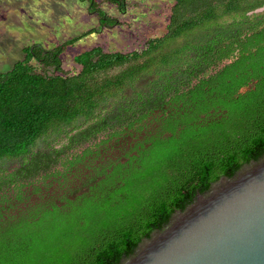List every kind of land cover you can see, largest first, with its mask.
<instances>
[{
	"label": "trees",
	"instance_id": "obj_1",
	"mask_svg": "<svg viewBox=\"0 0 264 264\" xmlns=\"http://www.w3.org/2000/svg\"><path fill=\"white\" fill-rule=\"evenodd\" d=\"M263 6L175 0L163 36L85 51L75 74L60 60L75 40L23 49L0 73V264H121L263 158Z\"/></svg>",
	"mask_w": 264,
	"mask_h": 264
},
{
	"label": "rangeland",
	"instance_id": "obj_2",
	"mask_svg": "<svg viewBox=\"0 0 264 264\" xmlns=\"http://www.w3.org/2000/svg\"><path fill=\"white\" fill-rule=\"evenodd\" d=\"M93 2L91 10L88 0H0V73L9 72L33 44L52 50L75 40L60 55L67 74L78 73L74 58L95 47L105 53L142 50L166 33L175 0H124L123 9L108 0ZM96 10L116 23L100 27Z\"/></svg>",
	"mask_w": 264,
	"mask_h": 264
},
{
	"label": "water",
	"instance_id": "obj_3",
	"mask_svg": "<svg viewBox=\"0 0 264 264\" xmlns=\"http://www.w3.org/2000/svg\"><path fill=\"white\" fill-rule=\"evenodd\" d=\"M121 264H264V157L198 194Z\"/></svg>",
	"mask_w": 264,
	"mask_h": 264
},
{
	"label": "flooded vegetation",
	"instance_id": "obj_4",
	"mask_svg": "<svg viewBox=\"0 0 264 264\" xmlns=\"http://www.w3.org/2000/svg\"><path fill=\"white\" fill-rule=\"evenodd\" d=\"M90 3V2H89ZM91 4V3H90Z\"/></svg>",
	"mask_w": 264,
	"mask_h": 264
}]
</instances>
